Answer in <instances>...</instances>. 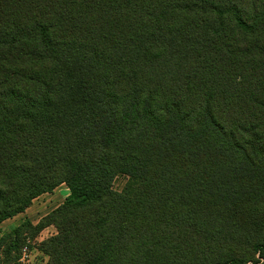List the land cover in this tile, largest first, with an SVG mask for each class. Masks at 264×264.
I'll use <instances>...</instances> for the list:
<instances>
[{"label":"trees","instance_id":"16d2710c","mask_svg":"<svg viewBox=\"0 0 264 264\" xmlns=\"http://www.w3.org/2000/svg\"><path fill=\"white\" fill-rule=\"evenodd\" d=\"M61 185L0 244L55 226L49 264L185 237L264 264V0H0V226Z\"/></svg>","mask_w":264,"mask_h":264},{"label":"rangeland","instance_id":"374dc122","mask_svg":"<svg viewBox=\"0 0 264 264\" xmlns=\"http://www.w3.org/2000/svg\"><path fill=\"white\" fill-rule=\"evenodd\" d=\"M132 186V182L127 176H118L113 184V189L117 193L125 192ZM69 195V189L66 185H61L52 194H44L35 199L32 204L21 214L11 220H7L0 226V239L11 233L12 229L20 228L23 224L29 222L34 227L44 221L52 212L57 210ZM157 226H151L150 229ZM58 235V230L55 226H49L43 229L40 233H34L31 230H25L21 236V243L18 251H12L9 248L11 239L6 237L3 243L0 244V264H49L50 257L44 250V244L51 238ZM161 235V234H160ZM187 238L179 239V242H170L176 244L178 249H186L176 251L174 246L165 242L168 254L166 260H162L157 251L162 247L157 239H148L144 241V246L133 247V252L130 253L132 264H146L147 259L153 257L150 264H200L203 262V255L194 248L195 242ZM1 241V240H0ZM27 248V257L24 256V249ZM155 252V253H154ZM220 254L226 255L228 250L219 251Z\"/></svg>","mask_w":264,"mask_h":264},{"label":"built area","instance_id":"2783aa9c","mask_svg":"<svg viewBox=\"0 0 264 264\" xmlns=\"http://www.w3.org/2000/svg\"><path fill=\"white\" fill-rule=\"evenodd\" d=\"M23 253H24V256L27 257V255H26V253H27V248L24 249Z\"/></svg>","mask_w":264,"mask_h":264}]
</instances>
